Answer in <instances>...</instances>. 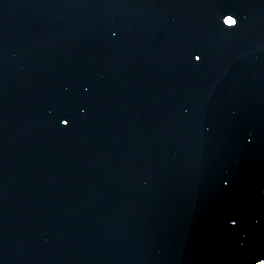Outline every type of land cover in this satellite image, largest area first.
Listing matches in <instances>:
<instances>
[{
	"label": "water",
	"instance_id": "95a60500",
	"mask_svg": "<svg viewBox=\"0 0 264 264\" xmlns=\"http://www.w3.org/2000/svg\"><path fill=\"white\" fill-rule=\"evenodd\" d=\"M261 258L264 0H0V264Z\"/></svg>",
	"mask_w": 264,
	"mask_h": 264
},
{
	"label": "snow or ice",
	"instance_id": "6c2138e0",
	"mask_svg": "<svg viewBox=\"0 0 264 264\" xmlns=\"http://www.w3.org/2000/svg\"><path fill=\"white\" fill-rule=\"evenodd\" d=\"M224 17H229V19L226 21V24L228 25V27H227L228 29H232L237 25V20L232 15H226ZM201 58H202L201 56L196 55V54H193V56H192V59L194 61H199ZM68 123H69V121L67 119H61L60 120V124L62 126H67ZM236 223H237V221L234 218L230 219V225L231 226H235ZM259 264H264V258L259 259Z\"/></svg>",
	"mask_w": 264,
	"mask_h": 264
}]
</instances>
